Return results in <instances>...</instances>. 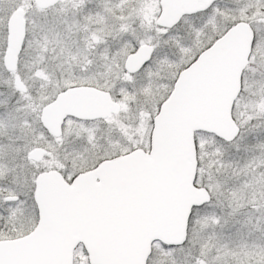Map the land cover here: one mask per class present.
<instances>
[{
    "label": "snow or ice",
    "instance_id": "6c2138e0",
    "mask_svg": "<svg viewBox=\"0 0 264 264\" xmlns=\"http://www.w3.org/2000/svg\"><path fill=\"white\" fill-rule=\"evenodd\" d=\"M0 264H264V0H0Z\"/></svg>",
    "mask_w": 264,
    "mask_h": 264
}]
</instances>
